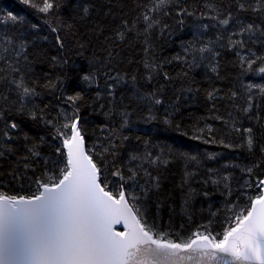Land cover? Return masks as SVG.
Segmentation results:
<instances>
[{
  "label": "trees",
  "instance_id": "obj_1",
  "mask_svg": "<svg viewBox=\"0 0 264 264\" xmlns=\"http://www.w3.org/2000/svg\"><path fill=\"white\" fill-rule=\"evenodd\" d=\"M211 1L264 33L254 8L264 0ZM49 2L47 12L43 0L0 11V192L34 196L38 181L59 177L58 130L70 133L63 125L74 116L101 179L140 197L149 224L176 240L205 229L220 238L264 180V87L243 83L241 61L254 50L263 57L264 42L212 41L199 21L206 0Z\"/></svg>",
  "mask_w": 264,
  "mask_h": 264
},
{
  "label": "snow or ice",
  "instance_id": "obj_2",
  "mask_svg": "<svg viewBox=\"0 0 264 264\" xmlns=\"http://www.w3.org/2000/svg\"><path fill=\"white\" fill-rule=\"evenodd\" d=\"M23 2L37 6L31 0ZM166 2L159 0L158 6ZM52 6L43 0L39 11L47 12ZM247 31H252L251 25ZM259 72L264 74V67ZM17 87L24 96L34 94L22 81ZM78 120L74 117L63 125L70 133L58 130L67 149L59 177L38 181L41 191L34 196L0 192V264H201L205 260L264 264V180L259 181L261 194L253 199L247 214L236 216L235 226L220 238L205 229L176 240L149 224L136 203L140 197L126 192L123 185L115 193L108 189L101 168L85 150ZM252 143L249 138V147ZM112 175L124 179L119 170ZM116 225H122V230L117 231Z\"/></svg>",
  "mask_w": 264,
  "mask_h": 264
},
{
  "label": "rangeland",
  "instance_id": "obj_3",
  "mask_svg": "<svg viewBox=\"0 0 264 264\" xmlns=\"http://www.w3.org/2000/svg\"><path fill=\"white\" fill-rule=\"evenodd\" d=\"M19 2V1H18ZM14 3V1H13ZM199 10H202V18H199V21H207L205 25V29L207 30L205 33L209 34L212 36L211 40L212 41H217V40H225L226 42L232 41V40H241L244 41L246 37H250V39L253 37L258 36L254 40H259L260 43L262 44L264 42V33H262L261 29H257L255 26L252 27L254 28L253 34L251 35L250 31H247V28L249 25L253 26V21H251L250 18H245L242 20H236L233 19V16L230 15L229 13L231 12V9H229L226 12H218V8L213 4L211 0H206V2H200ZM12 0H0V11L4 9H9L12 6ZM258 6L262 7L261 9V15L264 18V6L262 4H258L257 6H254V8H258ZM258 10V9H257ZM210 14V15H209ZM24 17H27V14H24ZM249 17H253L252 15H249ZM259 21H262V24L264 26V20L261 19L260 17ZM228 19L229 23L227 25H224L221 23L222 20ZM27 21H30L29 19L26 18ZM186 22V20H184ZM208 35V36H209ZM209 45V44H208ZM212 45V44H211ZM218 48H215L214 51L216 52ZM239 51H241L240 59L242 56H244L243 52V46L239 45ZM246 51V50H245ZM213 55V45L211 48H205L203 51V58L209 60ZM242 55V56H241ZM264 57V56H263ZM263 57H260L256 50L254 52H249L248 56L245 59H241L243 65H244V77H243V83H252L253 86L257 87L260 85V88L264 87V74H261L260 80L258 82H255L254 79H256V75L251 77V68L255 64L256 67L259 69L260 67H264V62H261V59ZM250 61H254L252 63L251 68H249L248 64ZM258 80V79H257ZM109 84V83H107ZM102 93H108L110 96L114 94V90H111L109 87L104 86L102 88ZM135 91L137 90L133 87V94L136 96ZM67 118V117H66ZM74 116L71 118H67L68 121H70ZM261 194V189L258 192V195ZM257 195V196H258ZM253 201V200H252ZM252 201L248 207V209L251 207ZM246 210V212L248 211ZM245 214V213H244ZM243 214V215H244ZM238 215H242L241 212L238 213Z\"/></svg>",
  "mask_w": 264,
  "mask_h": 264
},
{
  "label": "water",
  "instance_id": "obj_4",
  "mask_svg": "<svg viewBox=\"0 0 264 264\" xmlns=\"http://www.w3.org/2000/svg\"><path fill=\"white\" fill-rule=\"evenodd\" d=\"M116 226L122 227V225H116ZM186 264H194V262H186ZM201 264H214V262H209V261L205 260V261H202Z\"/></svg>",
  "mask_w": 264,
  "mask_h": 264
}]
</instances>
